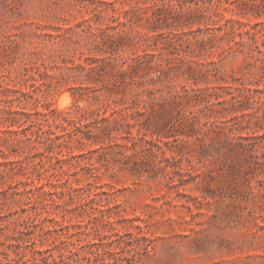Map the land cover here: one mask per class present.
I'll use <instances>...</instances> for the list:
<instances>
[{
    "label": "rangeland",
    "instance_id": "obj_1",
    "mask_svg": "<svg viewBox=\"0 0 264 264\" xmlns=\"http://www.w3.org/2000/svg\"><path fill=\"white\" fill-rule=\"evenodd\" d=\"M93 6L92 0H0V39L18 33L25 46L34 45L38 41L34 31L63 33L89 16ZM238 12L235 7L225 14L238 16ZM243 18L258 19L251 11ZM66 46L61 41L54 48ZM191 46L196 47L195 42ZM160 50L170 57L191 58L180 50L178 55L169 38ZM198 52L197 59H220L218 53ZM2 61L6 63V56L0 46ZM220 65L229 77L264 75V62L243 53L222 58ZM10 68L9 63L0 65V83L17 87V80L3 75ZM11 74L17 77L18 70ZM141 76V84L132 83L135 87H160L149 82L150 75ZM176 82H183L181 76ZM36 95L44 99L41 92ZM97 95L81 98L64 85L48 96V102L68 125L64 118L79 119L76 109L98 105L104 93ZM157 106L153 113L138 116L150 117L147 140L119 136L116 140L122 146L99 148L92 140L74 139L66 162L55 159L32 130H28L31 140L10 136L8 144L0 133V158L7 162L0 168V256L8 253L16 258L10 264H23L17 245L29 241L60 264H264V164L243 161L222 143L226 135L240 131L224 127L219 133L205 125L200 130ZM255 121L263 122V110L252 116L251 126ZM139 126L133 127L135 134ZM4 127L0 121V132ZM30 141L40 150L31 148ZM171 155L175 158L165 157ZM13 160L23 162L10 164ZM21 191L31 196L29 205L20 200L26 195ZM28 216L34 223L21 225Z\"/></svg>",
    "mask_w": 264,
    "mask_h": 264
},
{
    "label": "trees",
    "instance_id": "obj_2",
    "mask_svg": "<svg viewBox=\"0 0 264 264\" xmlns=\"http://www.w3.org/2000/svg\"><path fill=\"white\" fill-rule=\"evenodd\" d=\"M128 1L134 4L126 7ZM263 1L92 0V13L67 26L63 33L34 31L33 36L38 40L34 45L25 46L18 33L3 34L0 46L6 63L11 65L10 72L3 75L19 84L10 87L0 83V121L5 124L0 132L3 142L8 144L10 136H15L17 141L31 140L28 130H32L40 142L47 144V151L55 159L66 162L72 156L74 139L92 140L99 148L122 146L116 140L119 136L147 140L145 128H149L150 117L142 120L138 116H144L147 111L153 113L158 105L192 126L197 124L200 130L205 125L219 133H223L224 127H229L230 132L240 131L226 135L222 143L243 161L264 164V131L260 132L264 128V75L255 79L229 77L220 65L222 58L239 53L264 62ZM235 7L239 8L238 16L225 14L235 11ZM250 11L258 18L256 21L243 18ZM140 26L146 30L139 29ZM166 38L178 55L180 50L191 58L164 54L160 49L164 48ZM61 41L67 46L56 51L54 46ZM194 42L196 47L191 46ZM202 50L207 55L218 53L220 59L195 58ZM6 63L2 61L0 65ZM12 69L18 70L17 77L12 76ZM171 70H174L173 78ZM154 71L156 77H151ZM142 74L150 75L149 82L160 87L142 90L135 87L132 83L141 84L138 81ZM180 76L183 82L177 84L176 78ZM71 81L79 84H70ZM64 85L81 98L97 99L98 91L104 95L98 105L78 107L79 119L65 117L66 125L52 112L48 102V96ZM38 92L44 99L36 95ZM15 103L18 108L14 107ZM261 110L263 122L255 121L251 126L252 116L258 117ZM138 124L135 134L133 127ZM115 132L119 135H114ZM30 146L40 150L34 141H30ZM65 149L68 151L64 152ZM22 162L13 160L10 164ZM6 164L0 158V168ZM20 200L24 205L32 202L27 194ZM33 223L34 219L28 216L21 225L28 227ZM16 253L23 264H60L52 254H46L47 250L39 249L36 242L18 244ZM4 257L0 256V264L16 260L9 258L8 253Z\"/></svg>",
    "mask_w": 264,
    "mask_h": 264
}]
</instances>
